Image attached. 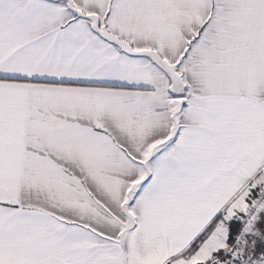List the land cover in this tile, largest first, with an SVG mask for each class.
I'll list each match as a JSON object with an SVG mask.
<instances>
[{
	"label": "snow or ice",
	"instance_id": "6c2138e0",
	"mask_svg": "<svg viewBox=\"0 0 264 264\" xmlns=\"http://www.w3.org/2000/svg\"><path fill=\"white\" fill-rule=\"evenodd\" d=\"M0 264H264V0H0Z\"/></svg>",
	"mask_w": 264,
	"mask_h": 264
}]
</instances>
